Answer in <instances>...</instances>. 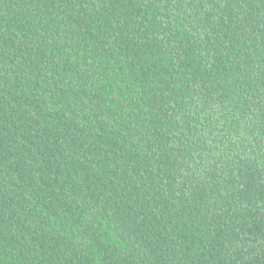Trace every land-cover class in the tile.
I'll return each instance as SVG.
<instances>
[{
  "label": "trees",
  "instance_id": "1",
  "mask_svg": "<svg viewBox=\"0 0 264 264\" xmlns=\"http://www.w3.org/2000/svg\"><path fill=\"white\" fill-rule=\"evenodd\" d=\"M0 264H264V0H0Z\"/></svg>",
  "mask_w": 264,
  "mask_h": 264
}]
</instances>
